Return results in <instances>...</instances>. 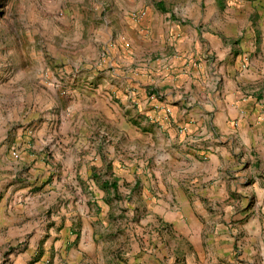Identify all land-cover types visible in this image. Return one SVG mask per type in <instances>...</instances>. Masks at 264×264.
Listing matches in <instances>:
<instances>
[{
    "label": "crops",
    "instance_id": "crops-1",
    "mask_svg": "<svg viewBox=\"0 0 264 264\" xmlns=\"http://www.w3.org/2000/svg\"><path fill=\"white\" fill-rule=\"evenodd\" d=\"M154 11L155 15L151 13ZM147 12L140 29L150 30L151 38L145 40L136 27L130 26L131 31L125 32L130 46L123 55L128 56L122 60L123 70H117L97 90L76 94L60 131L43 128L45 121L40 134L29 138L31 149L20 153L18 159H5L6 151L0 152V168L11 170V174L0 176V263L7 252L11 264H50L47 255L51 252L35 257L41 245L48 252L53 242L65 247L67 237L80 236L68 252L56 254L53 264H106L109 258L111 264H264V244L257 242L260 235L254 236L258 230L249 232L252 244L245 258L233 263L226 256L227 236L220 233L215 222L233 214V191L249 180L245 178L249 168L244 167L240 151L251 147V135H246L245 129L231 132L229 128L245 107L241 100L243 86L260 82L264 62L260 73L254 69L239 71L242 51L233 48L242 47L243 39L236 46L229 43L227 34L229 24L236 23L233 18L215 20L213 32L200 35L197 29L190 32L188 28L192 27L164 23L161 11ZM156 46L157 63L137 62L139 56L156 50ZM257 48L264 56V38L254 50ZM157 85L159 102L152 99L146 105V95L150 94L146 91ZM115 94L122 97V107L113 101ZM137 95L144 99L136 100ZM40 101L43 107L38 117L54 121L57 117L46 111L50 107L48 99ZM134 121L141 126H132ZM148 121L158 122L154 131L144 129V125H150ZM198 125L202 134H207L211 125L221 135H199ZM101 126L114 128L119 135H99L104 131ZM147 158H157L159 163L155 176L147 177L148 186L158 189L159 199L155 200V214L137 217L146 246L136 243L115 259V254L108 255L99 233L117 235V216L123 211L126 216L138 212L132 201L108 200L105 193L115 196L124 178L136 185L135 174L149 163ZM121 161L127 167L120 169ZM25 171H29L31 180L21 185L17 177ZM57 172L62 173L61 178L54 174ZM100 177L105 182L102 191ZM254 180L244 187H255V193L245 195L248 198L264 192L260 179ZM259 195L263 203L264 194ZM261 212L264 214V210ZM183 219L192 222V230L183 228ZM153 220L171 230L159 237L160 226ZM132 225L125 222L122 228L127 227L124 231L129 232ZM153 227L158 228L152 233L155 243L147 248L149 228Z\"/></svg>",
    "mask_w": 264,
    "mask_h": 264
},
{
    "label": "rangeland",
    "instance_id": "rangeland-1",
    "mask_svg": "<svg viewBox=\"0 0 264 264\" xmlns=\"http://www.w3.org/2000/svg\"><path fill=\"white\" fill-rule=\"evenodd\" d=\"M166 1L167 4L160 3V0H0V152L6 151L8 157L5 159H14L11 155L14 149L20 153L30 150L32 141H29V138L31 135L40 134L45 121L47 123H44L43 128L60 131L64 127L63 118L69 113L76 94L97 90L104 80L114 77L117 70H123L122 60L128 59V56L123 55H126L125 50L128 51L130 46L125 32L131 31L130 26L136 27L145 40L151 38L150 30L140 29L141 23L146 21L149 9L161 11L163 22L169 21L178 26L192 27L188 28L190 32L197 29L200 35V32L204 34L213 32L215 20L235 19L236 23L229 24L227 34L230 37L229 43L236 46L243 39L242 47L240 45L233 48L238 52L242 51L239 71L249 72L254 69L260 73L263 70L264 56L258 48L254 49L256 44L259 47L263 43L264 0ZM151 13L155 15L156 11ZM156 47V50L139 56L137 62L142 65L157 63L159 47ZM256 60L260 63H256ZM148 91L150 94L146 95L149 98L146 105H149L152 99L159 102V85L147 90L146 93ZM242 92L241 100L245 107L231 121L229 129L236 132L245 129L246 135H251V147L242 148L240 151L244 167L249 168L245 175L249 180L243 183L245 186L250 185L252 181L255 182L254 178H258L264 190V156L261 155L264 136H260L264 135V77L257 84H245ZM40 98L48 99L50 107L46 111L57 117L54 121L38 117L37 113L43 107ZM137 99L141 101L144 98L137 95ZM113 101L122 107L121 96L115 94ZM118 111L122 114V111L119 109ZM138 124L140 125V122L134 121L132 126ZM156 124L157 121L150 123L151 126L146 124L144 129L154 131ZM103 126L101 130L104 131L99 135H119L114 128L110 127V130H107ZM197 127L199 135H221L217 128L214 127L213 130L211 125L207 134H202L200 126ZM154 133L156 135V132ZM104 138L107 137L103 136L102 139ZM118 151L121 152V149L118 148ZM201 156L204 157L203 154ZM123 159L124 157L120 158ZM147 159L149 163L139 167L140 171L135 174L136 185L124 178L120 191H116L115 196L105 193L108 200L117 198L118 201L123 199L132 201L138 212L134 213V216H126L123 211L117 216L114 224L117 235L99 233L105 240L108 255L115 254V259L120 258L124 251L131 250L136 243L143 248L146 246L144 237L137 228L140 222L137 217L155 214L153 210L157 205L155 200L159 199L158 189L147 184L148 175L155 176L159 163L156 162L157 158ZM120 165V169L127 167L123 161ZM2 174H11V170L0 168V176ZM54 174L59 178L62 176L61 172ZM102 175L109 177L106 173ZM17 179L21 185L29 183L31 180L29 171L20 172ZM103 181L104 179L100 177L101 191L104 190ZM245 186L233 191V203L230 205L233 214L222 221H215L220 233L227 236L226 256L233 263L245 258L247 247L252 244L249 232L255 233L258 230V234L254 236L260 235L257 242L260 245L264 244V214L261 212L264 210V201L259 202L262 198L259 194L264 192H257L248 198L245 195L250 191L255 193V187L252 185L250 190L247 187L245 189ZM71 193L75 196V190ZM164 208L167 209V205H164ZM171 208H174V205H171ZM123 218L128 221H124ZM125 222L133 224L129 232L124 231L128 229L127 227L122 228ZM153 222L160 226L159 237L167 235L163 232L171 230L159 220ZM181 223L186 231L193 229L191 221L183 219ZM214 227L217 228L215 225ZM153 232H158V228H149L148 236H151L147 241L149 243L147 248L155 243ZM71 237L73 240H70ZM79 238L82 237H67L69 242L63 245L65 247L53 242L48 252L41 245L35 257L41 258L51 252V255L47 256L49 263L53 264L56 254L61 255V250L68 252ZM85 238L87 242L92 243L90 237ZM7 255V252L2 255L3 260L0 264H11ZM105 262L111 264V258Z\"/></svg>",
    "mask_w": 264,
    "mask_h": 264
},
{
    "label": "built area",
    "instance_id": "built-area-1",
    "mask_svg": "<svg viewBox=\"0 0 264 264\" xmlns=\"http://www.w3.org/2000/svg\"><path fill=\"white\" fill-rule=\"evenodd\" d=\"M19 155H20V152L18 150L14 149L12 151L13 158L18 159L19 158Z\"/></svg>",
    "mask_w": 264,
    "mask_h": 264
}]
</instances>
